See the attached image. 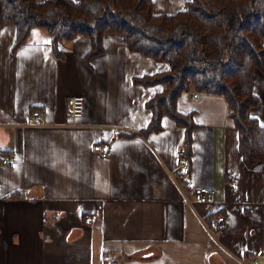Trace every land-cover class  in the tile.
Here are the masks:
<instances>
[{
	"label": "crops",
	"instance_id": "crops-1",
	"mask_svg": "<svg viewBox=\"0 0 264 264\" xmlns=\"http://www.w3.org/2000/svg\"><path fill=\"white\" fill-rule=\"evenodd\" d=\"M185 7L186 0L153 5L156 13ZM50 39L47 27L34 26L14 49L16 26H0V264H105L111 257L116 264H264V161L245 164L226 97L185 91L178 98L197 124L183 175L175 155L183 126L166 116L161 131L137 132L151 117L146 101L162 85L133 76L167 64L128 49L117 33L105 34L104 51L90 63L89 36L62 41L64 57ZM253 91L259 101L250 114L264 125L258 67ZM76 94L85 99L80 117L67 111ZM35 107L45 111L43 123ZM104 142L107 154L94 148ZM8 156L13 162L3 163ZM203 186L214 189L213 200H199ZM218 213L227 226L209 231Z\"/></svg>",
	"mask_w": 264,
	"mask_h": 264
},
{
	"label": "trees",
	"instance_id": "trees-1",
	"mask_svg": "<svg viewBox=\"0 0 264 264\" xmlns=\"http://www.w3.org/2000/svg\"><path fill=\"white\" fill-rule=\"evenodd\" d=\"M153 5L154 0H0V26H16L14 49L34 26L47 27L57 57H64L62 41L89 36L88 63L104 51L105 34H119L128 49L167 64L133 76L134 83L162 85L146 101L151 117L138 133L161 131L169 116L185 128L190 155L197 124L194 110H179L178 98L185 91L223 94L245 164L264 161V125L250 114L259 101L255 68L264 72V0H186L185 8L171 13H156ZM105 264L116 261L106 258Z\"/></svg>",
	"mask_w": 264,
	"mask_h": 264
},
{
	"label": "built area",
	"instance_id": "built-area-1",
	"mask_svg": "<svg viewBox=\"0 0 264 264\" xmlns=\"http://www.w3.org/2000/svg\"><path fill=\"white\" fill-rule=\"evenodd\" d=\"M192 97H196L194 94ZM85 99L81 94H76L68 97L67 99V111L72 117H80L84 113ZM32 115L35 118L36 123H43L45 121V111L41 107H35L32 109ZM109 143L95 144L94 148L99 150L102 154L109 152ZM175 155L179 161L181 173L183 175L189 174L191 170L190 155L185 147H180L176 150ZM3 163H12L11 157H4ZM199 200L202 202H208L214 199V189L212 187L203 186L198 190ZM227 216L224 213L214 214L209 217L208 230L216 233H220L227 226ZM254 257L251 258L253 260Z\"/></svg>",
	"mask_w": 264,
	"mask_h": 264
},
{
	"label": "rangeland",
	"instance_id": "rangeland-1",
	"mask_svg": "<svg viewBox=\"0 0 264 264\" xmlns=\"http://www.w3.org/2000/svg\"><path fill=\"white\" fill-rule=\"evenodd\" d=\"M68 42H71V41H68Z\"/></svg>",
	"mask_w": 264,
	"mask_h": 264
}]
</instances>
